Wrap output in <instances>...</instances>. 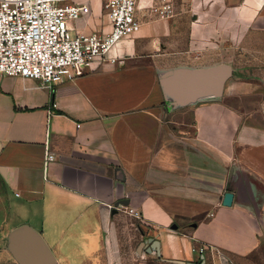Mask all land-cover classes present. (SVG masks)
Returning a JSON list of instances; mask_svg holds the SVG:
<instances>
[{"label":"crops","instance_id":"0c3cea01","mask_svg":"<svg viewBox=\"0 0 264 264\" xmlns=\"http://www.w3.org/2000/svg\"><path fill=\"white\" fill-rule=\"evenodd\" d=\"M202 1H178L170 18L138 9L115 60L74 79L0 75V264H16L9 233L22 225L51 264H264V49L241 47L219 97L176 104L161 77L216 54L209 29L178 49L179 20L264 27V0ZM90 5L77 31L109 32L104 0ZM150 237L159 253L140 246Z\"/></svg>","mask_w":264,"mask_h":264},{"label":"built area","instance_id":"2783aa9c","mask_svg":"<svg viewBox=\"0 0 264 264\" xmlns=\"http://www.w3.org/2000/svg\"><path fill=\"white\" fill-rule=\"evenodd\" d=\"M178 1L186 0H104L110 31L84 33L77 23L90 15V0H0V75L46 85L74 79L96 60H115L114 46L140 29L138 9L170 18Z\"/></svg>","mask_w":264,"mask_h":264},{"label":"water","instance_id":"95a60500","mask_svg":"<svg viewBox=\"0 0 264 264\" xmlns=\"http://www.w3.org/2000/svg\"><path fill=\"white\" fill-rule=\"evenodd\" d=\"M232 76V68L228 64H218L208 67L177 68L165 71L162 79L174 80L179 88L180 96L175 100L176 104H185L199 96L210 94L221 96L227 79ZM233 198L231 192L224 193L223 205H230ZM119 203L128 204L127 200ZM9 250L20 264H51L54 257L41 238V236L29 226H19L9 233ZM144 243H149L151 248L159 253L157 240L147 238Z\"/></svg>","mask_w":264,"mask_h":264},{"label":"rangeland","instance_id":"374dc122","mask_svg":"<svg viewBox=\"0 0 264 264\" xmlns=\"http://www.w3.org/2000/svg\"><path fill=\"white\" fill-rule=\"evenodd\" d=\"M202 2L204 4L210 3L211 6L216 5L217 9L219 7V9L224 7L222 0H206V2L204 0ZM227 16L229 17V15ZM192 22L193 19L190 15H187L186 17H184V19L178 21L176 35L180 36L182 42L177 44V48H190V46L192 47L193 45V48L196 46H200L203 43H195L192 35L195 34L200 37L202 35H205V31H207L208 29L211 30L210 33L214 35L213 38L216 41V54L215 57H210V61L202 67H208L218 64H228L232 68L233 66H236L240 62V60H243L242 62H246L244 57H238L239 52H241L242 50V46H245L244 48H247L251 51H256V49H264V27L217 25L209 28L201 25H192ZM202 39H199L200 42H203ZM229 45L232 48V57L225 56V54L227 55V53H225V51H227L226 48L229 47ZM223 49L225 51H223ZM234 53H236L237 56H234ZM248 60H254V57ZM192 67L197 68L199 67V65L197 66L192 64ZM14 261L16 262V264H20L16 259Z\"/></svg>","mask_w":264,"mask_h":264}]
</instances>
